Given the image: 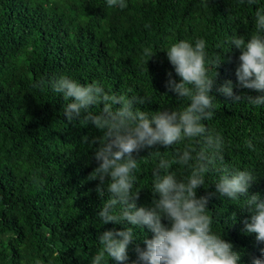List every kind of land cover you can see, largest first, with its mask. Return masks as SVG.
<instances>
[{"label": "trees", "instance_id": "obj_1", "mask_svg": "<svg viewBox=\"0 0 264 264\" xmlns=\"http://www.w3.org/2000/svg\"><path fill=\"white\" fill-rule=\"evenodd\" d=\"M126 3L120 9L109 8L106 0H0V264H90L100 247L96 237L123 227L102 224L98 182L87 179L96 166L91 159L95 146L81 137L101 133L83 120L66 121V101L47 85L49 79L67 75L81 83L95 80L106 91L149 97L145 110L181 109L186 101L165 94L167 73L179 78L164 51L176 41L203 38L210 60L226 55L217 69V83L231 80L235 85L240 52L232 48L231 37L254 31L255 8L264 7V0L255 6L246 0ZM145 48L156 55L149 60ZM209 75H215L214 68L209 67ZM38 81L45 82L42 89L33 86ZM212 94L216 113L206 124L224 138L225 161L257 178L250 194L259 192L264 198V106L234 103L215 89ZM249 139L255 150L247 147ZM183 147L180 143L160 150L171 157ZM149 151L140 153L134 189L140 190L138 205L152 199L158 157ZM173 170L178 178L187 175L182 166ZM217 178L206 174L198 195L215 192ZM242 207L241 201L218 195L208 204L214 231L230 240L248 264V254L260 256L264 244L242 231L248 216ZM136 235L143 239L144 233L137 230ZM133 247L128 264L136 259ZM108 264L117 262L110 259Z\"/></svg>", "mask_w": 264, "mask_h": 264}, {"label": "clouds", "instance_id": "obj_2", "mask_svg": "<svg viewBox=\"0 0 264 264\" xmlns=\"http://www.w3.org/2000/svg\"><path fill=\"white\" fill-rule=\"evenodd\" d=\"M106 3L109 8L128 6L126 0ZM246 3L255 6L257 0ZM254 21V31L233 34L230 40L232 48L240 52L235 85L231 80L217 83V69L226 62V55L221 58L217 54L210 60L203 38L179 40L164 51L179 78L167 73L165 94L173 93L178 101L187 102L178 110H145L149 97L106 91L95 80L81 83L60 75L46 82L66 101L62 112L67 122L83 120L101 133L81 137L83 143L95 146L91 159L96 166L87 179L98 182L95 191L102 203L97 215L102 224L123 227L107 229L96 237L100 247L90 264H108L110 259L128 264L133 245L136 259L131 264H244V254L213 229L208 204L215 195L241 201L240 210L248 214L242 231L254 234L257 244H264V198L259 192H249L257 178L251 170L234 168L225 161L224 138L206 124L216 113L213 89L234 103L246 100L264 106V7L255 8ZM144 55L150 60L156 53L145 48ZM209 67L214 68V76L209 75ZM44 85L38 81L33 86L42 89ZM234 88L258 94L240 95ZM180 143L183 149L171 157L160 150ZM246 144L255 150L252 140ZM144 150L156 155L158 162L152 170L151 202L138 205L140 190L134 189ZM174 165L182 166L187 175L178 178ZM208 173L217 174L215 192L198 195ZM137 230H142L143 239L137 238ZM260 252V256L248 254V264H264V248Z\"/></svg>", "mask_w": 264, "mask_h": 264}]
</instances>
